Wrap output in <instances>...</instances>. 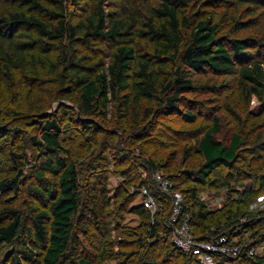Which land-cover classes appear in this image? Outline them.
<instances>
[{
  "label": "trees",
  "instance_id": "obj_1",
  "mask_svg": "<svg viewBox=\"0 0 264 264\" xmlns=\"http://www.w3.org/2000/svg\"><path fill=\"white\" fill-rule=\"evenodd\" d=\"M219 2L225 5L223 13L205 10ZM258 7L264 9V0H0V115L27 117L40 129L30 137L40 154L34 177L25 186L27 213L11 204L0 206V244L16 242L24 258L14 253L11 264H100L122 254L101 246L91 258L82 248L86 237L95 236L92 241L98 243L99 235L106 237L110 231L106 175L96 170L102 162L106 168L108 147H115L113 133L122 152L119 162L133 157L134 167L129 164L120 171L115 191L124 207L128 210L139 198L137 188L143 185L163 207L151 223L141 200L134 202L130 212L139 224L135 230L125 229L134 242L128 256L138 257L139 264H196L170 239L169 200L152 182V173L160 172L183 195L195 238L223 234L237 237L244 246L237 257H216L215 264H264V253L250 255L247 250L264 242V213L254 208L253 200L264 189V139L251 140L237 131L228 141L218 139L219 118L208 115L214 98L225 91L246 104L248 116L264 115V24L239 20ZM230 11L226 21L223 15ZM248 29L257 31L256 39L241 36ZM253 52L256 57L249 61ZM8 88H15L10 98ZM21 92L24 100L18 99ZM54 97L74 101L76 112L67 111L82 135L87 134L89 150L82 156L71 157L61 144L55 113L45 112ZM7 99L20 101L10 103V114ZM200 104L210 123L198 135ZM170 117L195 125L187 133L183 130L185 137H146L160 128L165 133ZM110 123L120 130L107 129ZM105 129L109 143L101 139L97 144L98 131ZM4 136L2 141L9 133ZM16 137L21 144V134ZM192 157L198 158L197 165ZM13 159L16 174L0 179L3 192L19 191L22 159ZM86 163L92 164L98 182L81 185L79 173ZM246 179L252 183L239 191L235 186H243ZM223 189L227 200L209 210L202 194Z\"/></svg>",
  "mask_w": 264,
  "mask_h": 264
},
{
  "label": "rangeland",
  "instance_id": "obj_2",
  "mask_svg": "<svg viewBox=\"0 0 264 264\" xmlns=\"http://www.w3.org/2000/svg\"><path fill=\"white\" fill-rule=\"evenodd\" d=\"M222 2L217 3L218 5L214 8H205L207 11H215L216 13H223V11L226 9L225 5L221 4ZM245 4V3H244ZM244 6H249L251 7L252 5L250 4H245ZM253 7V6H252ZM114 9L116 10L117 7L115 6ZM231 12H226L225 15H223V19L226 21L230 20ZM217 16V15H216ZM218 17V16H217ZM233 17V16H232ZM239 18L240 15H237ZM249 18H253L252 21L260 23V25L264 24V9L261 7L255 8V13L252 14L251 16H247V19H245L244 16H241L239 20L243 21H248ZM229 19V20H228ZM223 20L224 24L232 27L234 24L232 22H225ZM223 23V25L225 27ZM264 26V25H263ZM225 31V29H224ZM227 31V30H226ZM241 36H246L250 35L252 39H256L255 33L257 31L255 29H248V32L241 31L240 32ZM251 33V34H249ZM249 61L253 60L255 56V52L253 54H249ZM229 78L231 76H228ZM235 77V76H233ZM233 79V78H230ZM1 86V82H0ZM1 90V87H0ZM6 97L10 98L12 94L15 92V88L11 89L8 88L6 90ZM55 94V93H53ZM25 96L24 92H21L20 98L18 99H23ZM74 96V95H71ZM16 100V104H20L19 100ZM70 99V98H69ZM57 99L61 100L60 102L56 100V98H52L50 100V103L48 107L46 108L45 112L49 114H54L55 113V118L57 119L60 127H59V138L61 141V144L64 147H67L70 151L71 157L77 155H84L87 153L86 148V138L85 136L87 134L82 135V133L77 129L78 121L74 118L73 115L68 113L67 109L68 108H74L76 112V106L73 104L74 101H71V99ZM200 99V97H198ZM10 99L6 100V106H8L7 111H9V114L11 113L10 108ZM5 102V101H4ZM15 103H11L12 105H15ZM214 104L212 110H208V115H216L219 118L220 122V127L221 131L216 135L218 139H223L224 141H228L229 136L233 131H237L241 133L243 136L248 137L249 139L252 140L251 137H253V140H259V139H264V115L259 118H255L253 116H248L247 111H246V104L241 102L237 96H235V93L232 92L229 94V92H222L221 95L218 97L214 98ZM24 105V103H22ZM5 106V105H4ZM61 108L60 110L62 112H58L57 109ZM200 108V109H199ZM203 106L200 104L198 109H199V120L197 121L198 123V135H200V132L207 127V123H210L209 120L206 122L204 119L203 112H202ZM6 109H4L5 111ZM57 111V112H56ZM111 116V111L109 112V117ZM32 119H29L27 117H13L12 115H8L6 118L1 117L0 115V179L5 178L6 176L13 177L16 174V163L13 159V156L21 160V174L18 175V182L20 183L19 186V191L17 193L13 192H3L0 189V206L8 205L11 204L13 207H16L18 209H21V211L26 214L27 209L25 205V186L30 182L29 179L34 177V169L38 165V156L40 154V150L36 148V144H34L31 140L30 137L32 135H39V125L37 123H32ZM169 121L166 122V125H169L166 127V132H163V128H160L156 132H150L149 136L147 134L146 137H185L183 135V130L184 132L187 133V131L191 130L194 123H185L183 121H180L179 119L173 120L171 117L168 119ZM100 124V123H99ZM107 125V129L117 133V130H120L118 125L112 124ZM80 126V125H79ZM107 129L98 131V134L96 135V140L95 142L98 144V142L101 144L102 140L105 139L106 143L110 138V136L107 135ZM172 131H175L176 134H174ZM8 134L9 136H6L7 138L3 139L4 134ZM21 134V137L19 138L18 141H22L21 144L17 141H15L16 135ZM112 140L113 143L111 145H115V147H108V157L106 159L107 165L105 166L106 168L103 167V162L97 168L98 169H103L102 172L105 173L106 175V182H105V197L107 199V202L105 203L104 206H106L105 210L107 211V219H110V231L106 235V237H101L99 235V242L95 243L92 241L91 236L84 237L85 239L82 240V248L84 249V252L87 255H90L91 258H94L96 254L99 252V248L101 246L107 247V248H113L116 252L120 251L122 254H118V257L114 260H106V261H101L100 264H139V259L133 258L131 256H128L131 250L134 249V242L132 239H128L126 234V230H135L139 224V219L137 215L133 214L130 212V208L134 205V202L136 205L139 203V198L135 199L132 204H130L128 210L124 207V203L122 202V198L118 197L116 195V188L119 184V182L122 180V178L119 176L120 171H122L126 165H133L132 164V158L130 156L129 160H124L122 159L119 162V158L122 156V152L118 151L116 149V141L117 139L114 137H118V134L112 135ZM102 139V140H101ZM98 141V142H97ZM163 141L168 142L169 140L165 138ZM178 143H181L183 139H178L176 140ZM93 143L92 147L94 149V152H97V147L96 143ZM170 143V142H169ZM106 145V144H104ZM128 147H132L131 144H127ZM126 147V146H125ZM152 149L156 148L155 146H151ZM132 150V148H131ZM112 153V155H111ZM179 158V155H178ZM194 165H197L199 163V160L197 157H192ZM86 162L88 159L85 160ZM118 163V164H117ZM121 163V164H120ZM137 163V162H136ZM176 164L180 165V160L176 161ZM78 167L80 164L77 165ZM134 167V165H133ZM139 171V168L136 170H133L131 175H134ZM141 171V170H140ZM79 178H80V184H84L85 182H98V177L95 176V173L93 172L92 169V164L86 163L83 166V169L80 170L79 173ZM251 180L246 179L243 180V186H235L239 187V191H243L245 187L250 186ZM242 185V184H241ZM133 187V186H132ZM135 187H133L131 190H133ZM135 191V189L133 190ZM264 189L259 191L255 198L253 200L257 202L256 208L258 211H262V215L264 213ZM226 193V189L220 190L217 194H214L213 192H206L202 194L203 199L205 196V201L208 200L211 202L213 200V196H221ZM227 194V193H226ZM235 195V199H237V194ZM261 199L262 201H260ZM252 200V201H253ZM254 202V203H255ZM261 204H260V203ZM211 207H214V205H210ZM1 216V214H0ZM76 216H74V219H76ZM262 216L260 215V218ZM75 234H79L80 230L78 227H75L74 229ZM80 235V234H79ZM128 243V244H126ZM256 252L259 253H264V242H261L259 246L255 247ZM19 246L14 243H2L0 244V264H11L10 260L12 259V255L15 253L16 255H21V260L23 261L24 258L22 256V253H20ZM175 257L174 259H176ZM196 264H202V263H196ZM231 264H241L238 262H231Z\"/></svg>",
  "mask_w": 264,
  "mask_h": 264
},
{
  "label": "built area",
  "instance_id": "obj_3",
  "mask_svg": "<svg viewBox=\"0 0 264 264\" xmlns=\"http://www.w3.org/2000/svg\"><path fill=\"white\" fill-rule=\"evenodd\" d=\"M152 182L156 191L165 194L169 200L167 221L171 227L170 239L181 252L196 263L215 264L216 257L227 256L233 259L243 251L244 246L239 243L237 237L228 238L226 235L220 234L212 239L195 238L189 223L190 217L184 211L183 195L174 188L173 181L160 172H154L152 173ZM137 190H139L141 203L151 214L152 223L154 221L153 217L163 208L162 201L157 199L146 185L137 188ZM207 192H210V190ZM213 197V200L209 202L208 200L205 201L206 198L204 196V201L209 210L222 206L228 195L225 193L224 195ZM259 200L262 201L261 199ZM211 204L214 207H211ZM247 250L250 255L256 253V249Z\"/></svg>",
  "mask_w": 264,
  "mask_h": 264
}]
</instances>
